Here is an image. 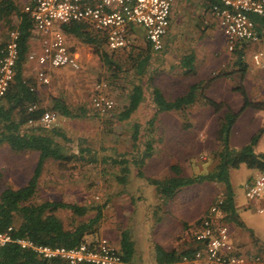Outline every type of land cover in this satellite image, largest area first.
I'll list each match as a JSON object with an SVG mask.
<instances>
[{
    "label": "rangeland",
    "instance_id": "obj_1",
    "mask_svg": "<svg viewBox=\"0 0 264 264\" xmlns=\"http://www.w3.org/2000/svg\"><path fill=\"white\" fill-rule=\"evenodd\" d=\"M15 1L21 6L24 2V0ZM186 1L175 0L176 6L173 8L170 31L164 36L163 47L153 51L152 59L146 66L153 75L152 82L158 85L168 98L185 91L191 82L205 80L213 75L207 83V85L211 84L209 88L224 87L225 83L240 84L244 70L241 75L237 68L241 65L235 60L236 55L232 50L227 49L225 38L215 20L209 18L211 25H207L193 14L189 21H184L183 11L188 5ZM193 2H196L193 12L202 13L204 5L201 0H193ZM182 20L184 24H181ZM15 22L14 14L0 21L1 42L6 39L10 26L15 25ZM66 38L67 43L81 58V60L79 58V66L64 71L57 70L58 67L52 68L56 71L51 73L49 83L38 87L41 88L39 102L46 110L54 113L55 118L50 125L57 123L63 131L68 141L60 139L59 142L65 152L76 151L81 146H87L90 152H83L82 159L70 162L46 160L37 179L32 199H62L80 204L103 205L97 237L107 235L114 238L115 233L118 235L124 227L135 224L129 231L133 242V258H137L138 261L141 260L138 258L143 250L151 249L153 243H160L162 247H166L175 242L174 234H182V229L188 226L183 221L191 222L194 217L203 214L209 203L218 196L230 195L232 199L235 197L245 209L240 211L246 225L252 229V234L264 242V204L262 211L255 210L254 200L245 196L243 178L249 168L243 164L237 168L227 169V186L222 180H203L182 186L171 198H159L158 195L152 197L151 195L155 196V187L150 184L153 188L151 195L148 192L151 187H145L147 183L145 176L159 178L171 173L168 168L170 163L180 165L185 174L207 172L212 169L216 157L214 153L218 150H214V145L221 147L215 135L220 112L214 113L210 106L197 100L184 111H166L160 116L156 114L151 125H146L153 108L150 107L148 94H145L142 107L129 118L119 122L111 116V122L105 123L103 116L94 114L87 106L94 83L98 81V77L107 73L105 66L87 43L73 36ZM144 40L143 35L140 34L137 39L129 38L128 43H131L133 51H138L137 48H144ZM246 45L240 63L245 69L248 63L251 67L257 68L250 63V55L255 50V45ZM189 52L193 54L192 64L197 72L194 75L185 74L179 62L180 58ZM257 70L262 77L264 88V69L257 68ZM253 74L246 73L247 85L252 84ZM107 91L113 97L115 111L124 102V89L116 83L108 82ZM204 92L211 93V89H205ZM227 93L228 91L220 93L219 97L222 98ZM246 96L250 100L264 101V92L259 93L258 97H254L253 92L246 93ZM57 99L69 109L83 107L84 111L77 117L60 115L51 108L52 102ZM135 120L144 123L143 128L152 135L154 147L151 155L145 159L140 168L145 176L136 175L135 167L129 159L131 173L127 181L122 182L115 179V174L119 171L118 165L110 164L109 160L102 161L101 158L118 154L127 148L125 134ZM262 126H264V118L260 120L258 112L250 107L242 112L231 128L236 137L241 139L240 141L243 139L248 141L249 137ZM233 131L229 132L230 140L234 137ZM158 137L161 138L158 140ZM263 139L260 143L255 141L256 144L252 145L254 152L257 148L264 147ZM235 144L228 142L230 148L236 149L237 147H233ZM35 158V151H15L6 143H0V189L26 181ZM57 213L61 218H65L69 211L58 210ZM139 217L146 220L142 228L135 220ZM181 222H183L182 228ZM171 231H173L172 235ZM240 233L244 238L250 236L249 230H241ZM229 238L232 239L231 236Z\"/></svg>",
    "mask_w": 264,
    "mask_h": 264
},
{
    "label": "trees",
    "instance_id": "obj_2",
    "mask_svg": "<svg viewBox=\"0 0 264 264\" xmlns=\"http://www.w3.org/2000/svg\"><path fill=\"white\" fill-rule=\"evenodd\" d=\"M20 6L15 0H0V21L6 20L9 15L14 14L16 22L10 27H15L18 31V55L14 73L0 101V143H6L10 149L15 151H35L36 158L32 171L23 184L4 186L0 189V232L8 235L7 239L0 242V264H67L59 257H46L29 245L22 246L17 239L24 238L31 241L33 245L52 247L57 245L69 247L84 240H95L99 233L103 205L80 204L62 199H32L37 179L46 160L70 162L82 159L83 152H90V149L87 146H81L76 151L65 152L59 140H68L60 126L57 123L46 126L38 122L39 115L46 109L39 102L34 79L29 76L23 77L22 74V63L25 62L26 54L29 52L28 40L32 32V21ZM61 28L65 33L87 43L101 64L105 66L106 75L98 77L97 80H104L106 83L113 82L124 89V102L115 111L112 109L108 114L99 115L105 118V123L111 122V116L119 122L129 118L130 115L140 110L145 94H148L153 107L146 125H151L154 117L160 111L172 109L184 111L197 100L204 105H209L213 112H220L215 135L221 147L214 153L216 163L209 171L185 174L180 165L170 163L168 168L171 173L159 178L145 176L140 168L145 159L151 155L154 147L153 138L148 130H144V123L141 124L135 120L130 124L128 132L125 134L124 140L127 141V148L118 154L101 158L102 161L109 160L110 164L118 165L119 171L115 174V179L122 182L127 181L131 173L130 159L131 164L135 167L136 175L145 176L146 184H152L155 187L159 198H171L182 186L199 183L203 180H222L227 186V169L236 167L239 163L264 172V151L254 152L252 150V145L258 137L260 129L239 148L234 149L228 146L229 132L239 110L246 106L260 107L263 105L260 100L248 99L241 85L236 87L242 96V104L237 111H233L227 106L221 110L222 102L214 100L204 92L207 83L214 75L205 80L191 82L185 91L168 98L159 86L152 82L153 75L147 70L146 66L152 59L153 53L147 40H144V48H137L138 51H133L131 43L118 49L108 50L104 35L94 32L85 22L64 23ZM2 45L3 42L0 41V47ZM246 46L245 43L236 42L231 49L236 55L235 60L241 65L237 67L241 75L244 67L240 63V55L243 54ZM69 48L72 50V47ZM192 55L191 52L186 53L179 61L185 74L194 75L195 73ZM227 72L225 71V73ZM120 79L123 81L120 82ZM30 86L32 89L29 88ZM30 103H36V107L27 110ZM51 108L55 112L58 111L60 115L72 117H77L84 111L83 107L75 110L69 109L58 99L53 102ZM29 119L32 121L29 122ZM160 138L158 137V140ZM221 198L222 203L216 212L217 220L220 222H224V219L231 220L238 226H243L234 212L232 197L225 195ZM208 207L203 214L195 219L193 224L185 227L184 236L187 239L183 237L184 246L181 250L164 249L158 243H153L152 253L157 264H170L182 260V256H186L189 260L192 259L193 250L199 246L197 240L194 239V232ZM58 210H68L69 214L65 218H61L57 213ZM119 232L118 252L122 262H126L132 255L133 242L127 227Z\"/></svg>",
    "mask_w": 264,
    "mask_h": 264
},
{
    "label": "built area",
    "instance_id": "obj_3",
    "mask_svg": "<svg viewBox=\"0 0 264 264\" xmlns=\"http://www.w3.org/2000/svg\"><path fill=\"white\" fill-rule=\"evenodd\" d=\"M172 2L173 0H24L22 10L27 12L32 21L29 38L39 45L38 52L30 51L26 54V59L39 64L33 72L34 80L47 84L48 67L78 68L77 55L70 50L61 28L64 23H87L94 32L104 35L108 50L126 46L129 42L130 25L138 24L143 28L144 37L151 49H162ZM209 10L226 38L227 49L231 50L236 42L264 44V0H216L210 4ZM252 15L259 20H255ZM17 39L18 31L11 27L0 47V101L14 73L18 55ZM251 59L255 65L264 68L261 51L253 52ZM29 88L32 89L31 86ZM87 106L98 115L108 114L113 109L114 100L107 91L104 80L94 83ZM35 107L36 103H30L27 110ZM54 118L52 111L44 110L39 115L38 122L47 126ZM243 188L248 199H260L264 195V172L256 171L250 179L244 181ZM221 203L222 198L216 197L199 220L194 232V239L199 246L193 250L191 260H201L203 264H264L262 253L247 250L230 240L227 226L216 218ZM7 238V234L0 232V242ZM17 241L22 246L33 247L43 256L59 257L67 264H122L118 250L103 236L69 247L33 245L24 238H18ZM181 259L191 261L186 256Z\"/></svg>",
    "mask_w": 264,
    "mask_h": 264
},
{
    "label": "crops",
    "instance_id": "obj_4",
    "mask_svg": "<svg viewBox=\"0 0 264 264\" xmlns=\"http://www.w3.org/2000/svg\"><path fill=\"white\" fill-rule=\"evenodd\" d=\"M199 1V0H198ZM216 0H201V2L203 3V11H202V13H200V12H196V11H194L193 12V10H194V8H195V3L197 2H193V0H187L186 1V3L188 4L187 6H185V10L183 11V14H185L184 16H185V18H184V21H189V19H191L192 17V15L194 14V16H195V18H201V20L203 21V23L204 24H207V25H211L210 24V19L211 18H213L214 20H215V22H216V25L218 26V28H220V26H219V24H218V22H217V19L216 18H214V16L212 15V13L210 12V10H209V6H210V4L212 3V2H215ZM174 2H175V0H173V2H172V4H171V9H170V14H169V25H168V29H167V31L169 32L170 31V23H171V20H172V16H173V8H175V4H174ZM190 6H191V8H190ZM182 11V10H181ZM189 11V12H188ZM252 17L255 19V20H259V18L257 17V16H254V15H252ZM210 18V19H209ZM198 19V20H199ZM195 20H197V19H195ZM183 20H182V22H181V24H184L185 22H184ZM180 24V25H181ZM182 26V25H181ZM64 32V31H63ZM220 32L222 33V30H221V28H220ZM64 34H65V37H68V36H73V35H70V34H68V33H65L64 32ZM140 34H142L143 35V37H144V31H143V28L140 26V25H138V24H133V25H130V27H129V32H128V35H129V38L131 39V38H134V39H137L138 38V36L140 35ZM166 35V34H165ZM222 35L224 36V34L222 33ZM74 37V36H73ZM224 38H225V36H224ZM144 39H145V37H144ZM66 40H67V38H66ZM146 40V39H145ZM163 41H164V38H163ZM67 42V41H66ZM28 43H29V52L30 51H32V52H38V50H39V45H38V42L36 43L35 41H33V40H31V38H29V40H28ZM68 45H69V43H67ZM225 44H226V38H225ZM251 44H254L255 45V50L253 51V52H256V51H261L262 52V55H263V57H264V44L263 43H261V42H254V43H250L249 45H251ZM259 44H260V46H259ZM263 44V45H262ZM69 47H71L70 45H69ZM72 50L75 52V54L77 55V60H78V63H79V55H78V52L76 51V50H74L73 48H72ZM154 51V50H153ZM252 52V53H253ZM28 53V52H27ZM244 53V52H243ZM251 53V54H252ZM240 57H242V54L240 55ZM181 59V58H180ZM80 60H81V58H80ZM250 63L254 66V67H257V68H260V70L261 69H264V68H261V67H259V66H257V65H255L253 62H252V59H251V55H250ZM39 66V64L36 62V61H34V60H28V59H25V62H23L22 63V74H23V77L24 76H29V77H31V78H33V72H34V70L37 68ZM52 68H56V67H48L47 68V73H48V76H49V79H50V76H51V73H53V72H55L56 70H52ZM59 69H57V70H59V71H64V69H68V68H70V69H76V68H71V67H67V66H64V67H58ZM183 68V67H182ZM257 68H253V67H251L250 65H249V63H248V65H247V68L245 69L244 68V75H243V77H242V80H241V83L239 84H236V83H234V84H227V83H225V86L224 87H217V88H214L213 86H211V88H209L210 87V85L211 84H209V85H207V87L205 88V89H207V90H210L211 89V93L209 92V93H207L206 95H208V96H210L211 98H213L214 100H217V101H220V102H222V105H224V106H222V108H221V110H224L225 109V107L227 106V107H229L231 110H233V111H237L238 109H240V106H241V104H242V96H241V94L239 93V91L238 90H236V87L238 86V85H241L242 87H243V89H244V91H245V94L246 93H248V92H253V94H254V97H258V95H259V93H262V92H264V88H263V81H262V77H260V74L258 73V70H257ZM248 72H251V73H254L253 74V80H252V84L251 85H247L246 84V82H245V78H246V73H248ZM195 73H197L196 71H195ZM194 73V74H195ZM34 79V78H33ZM34 86H35V90H36V93H37V95H38V97L41 95V93H40V89L41 88H38L39 86H44V85H46V84H41V83H39V82H37V81H35L34 80ZM49 83V82H48ZM47 83V84H48ZM225 91H228V93L227 94H224V96H222V98H220L219 97V94L220 93H223V92H225ZM256 100H258V99H256ZM260 101H262L263 102V105L262 106H260V107H251L252 109H255L257 112H258V114H259V116H260V120L262 119V118H264V101L263 100H260ZM54 102V101H53ZM53 102H52V104H53ZM195 102H197V101H195ZM194 102V103H195ZM207 106H209V105H207ZM150 107H152V104L150 105ZM153 108V107H152ZM246 108H250V106H246V107H244V108H242V109H240L239 110V112H238V114H237V116H236V118H235V120H234V122H233V124H232V126H234V124H235V122H236V120H237V118L242 114V112L243 111H245V109ZM173 110V109H172ZM172 110H166V111H172ZM166 111H160V112H158L157 114L160 116V114L162 113V112H166ZM211 111H213L212 109H211ZM215 113V112H214ZM231 126V127H232ZM260 129V133H259V135H258V137H257V139H256V143H260L261 142V140L264 138V126H262L261 128H259ZM231 131H233V129L231 128ZM233 133H234V137H233V139L232 140H230V135L228 136V142H229V144H231V143H237V144H235L233 147H237V148H239L240 146H242L243 144H245V143H247L248 141H245L244 139L242 140V141H240L241 139H238V137H236V135H235V132L233 131ZM250 138V137H249ZM264 140V139H263ZM231 141V142H230ZM255 143V144H256ZM263 143H264V141H263ZM217 146H218V148H217ZM219 146L220 145H214V150H217V149H219ZM216 148V149H215ZM261 151H264V147L263 148H257L256 150H255V152H261ZM214 161H215V163H216V158H214ZM214 163V164H215ZM214 164H213V166H214ZM240 164H243V163H239L236 167H232V168H237V167H239L240 166ZM244 165V164H243ZM245 166V165H244ZM208 167H209V165H208ZM247 168H249V167H247ZM31 171H32V169H31ZM31 171H30V173H31ZM256 171H258V170H255V169H252V168H249V170L248 171H246L245 173H246V176L243 178V181H246V180H248V179H250L252 176H253V174L256 172ZM30 175V174H29ZM29 177V176H28ZM25 182V181H24ZM23 182V183H24ZM23 183H21V184H23ZM145 187L146 188H149V187H151L150 186V184H145ZM155 190V189H154ZM152 191H153V188L151 187V190L149 189V191L148 192H150V195H151V193H152ZM154 194H155V196L154 195H151L152 197H156L157 196V194H156V191L154 192ZM233 209H234V212L236 211V215H237V218L239 219V220H241V222L243 223V226H238L237 224H235L234 222H232L231 220H226V219H224V224L227 226V228L229 229V231H228V233H229V237L231 236V238L233 239H231V241L234 243V244H236V245H240L241 247H243V248H246L247 250H251V251H255V252H260V253H262V255H263V257H264V242L263 241H261L255 234H252V232H251V228L249 227V226H247L246 225V223H245V218H244V216H243V214L241 213V211L240 210H245V209H243V206H241V204H239L237 201H236V198L234 197L233 199ZM153 202V201H152ZM263 204H264V195L260 198V199H258V200H255L254 201V203H253V208H255V210H258V208L259 207H261L262 209L261 210H258V211H262L263 210ZM242 212H244V211H242ZM198 216H196V217H194L193 219H192V223L191 222H186V221H183L184 223H186V224H193L194 222H195V219L197 218ZM138 223H137V225L139 226V227H143L144 225H145V222H146V220L145 219H142V218H140L139 217V219H135ZM183 222H181L180 224H181V228H182V223ZM169 223H171L170 221H169ZM132 226L134 227L135 226V224H131V227L128 225L127 226V228L130 230L131 228H132ZM192 226V225H191ZM130 227V228H129ZM175 230V229H174ZM241 230H249V238H244L242 235H241V233H240V231ZM130 232V231H129ZM185 232H186V229H182V234H174V241L175 242H173V243H170V244H168V246H166V247H163L164 249H171V248H174V249H177V250H181L182 248H183V246H184V240H183V237L184 238H186L184 235H185ZM119 233V232H118ZM172 233H173V231H171V235H172ZM105 238H107V240L109 241V243L110 244H112V246H114L117 250H118V239H119V234L117 235V233H115V237L114 238H110L109 236H107V235H103ZM159 245H161L162 246V244H160V243H158ZM151 250H152V248L151 249H147L146 250V248H145V250H143L144 252H142V254L140 255V257L138 258V259H141L140 261H138L137 260V258L136 259H134L133 258V254H134V252H132V255H131V257L129 258V260L128 261H126V262H122V264H157L156 262H155V260H154V258H153V253L151 252ZM258 250V251H257ZM176 263H179V264H203V262L201 261V260H191V261H182V260H177V261H174V262H172V263H170V264H176Z\"/></svg>",
    "mask_w": 264,
    "mask_h": 264
}]
</instances>
